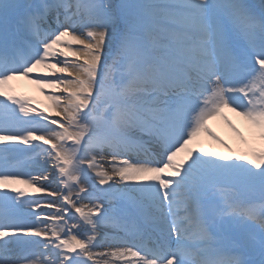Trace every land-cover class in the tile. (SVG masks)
<instances>
[{
    "label": "snow or ice",
    "instance_id": "6c2138e0",
    "mask_svg": "<svg viewBox=\"0 0 264 264\" xmlns=\"http://www.w3.org/2000/svg\"><path fill=\"white\" fill-rule=\"evenodd\" d=\"M225 109L264 142V0H0V264H264Z\"/></svg>",
    "mask_w": 264,
    "mask_h": 264
},
{
    "label": "rangeland",
    "instance_id": "374dc122",
    "mask_svg": "<svg viewBox=\"0 0 264 264\" xmlns=\"http://www.w3.org/2000/svg\"><path fill=\"white\" fill-rule=\"evenodd\" d=\"M12 87L13 89L18 92V91H26V92H32V89H33V92L36 94L35 96L34 95H29L28 93H26V95L24 96H30L33 98V100L41 107H48L50 102L48 103H45L43 104V98H45V95L47 94L45 92V94H42L40 91H39V88L37 85L33 84V83H30L28 80H25V81H22L21 79L20 80H17V81H13L12 82ZM38 94V95H37ZM46 102V101H45ZM236 121L238 122V118H236ZM244 121V120H243ZM242 124L238 122V126H241ZM219 132V131H217ZM217 134V133H216ZM235 134L236 132H233L232 129H226L224 130L221 134H217L219 137H225V136H228V139H231V138H234L235 137ZM226 138V137H225ZM206 140V143L208 146L211 147V150H213V146H221L220 144L216 143L215 141L211 140L210 138L206 137L205 139H203V141ZM243 141H246L245 139H242ZM249 140L251 142H254L256 144L257 147H260L262 145H264V142H261L259 141L258 139H256L255 141H253V137H250ZM245 143V142H244ZM246 144V143H245ZM209 149V148H208ZM217 150V149H216ZM231 156H235V155H232Z\"/></svg>",
    "mask_w": 264,
    "mask_h": 264
},
{
    "label": "bare ground",
    "instance_id": "6f19581e",
    "mask_svg": "<svg viewBox=\"0 0 264 264\" xmlns=\"http://www.w3.org/2000/svg\"><path fill=\"white\" fill-rule=\"evenodd\" d=\"M22 81H25L24 79H21ZM48 91H51V90H45V92L47 93ZM22 94H24V95H26V93H28L29 95H36L34 92H33V89H32V92H26V91H23L22 90V92H21ZM38 95V94H37ZM44 100H43V104H45V103H48L49 101L48 100H46L45 98H43ZM46 101V102H45ZM224 116H227V118L232 122V124L233 125H235V127L236 128H238L239 129V131H242L243 132V134H244V136H245V140L247 141V142H251L250 140H249V138L250 137H252V134H251V132H250V130H249V127L247 126V124H246V122L245 121H243V119L241 118V117H239V120H238V122L239 123H241L242 125L241 126H238V123L236 124V123H234V121H233V118L235 117V118H238V115H236V113H233V112H231V111H229V110H227V109H225L224 110ZM222 124H219V123H217V125H216V127L219 125V126H221V127H225V126H227V127H225V128H228V129H231L229 126H228V124L224 121V119L222 118ZM211 125H212V122L211 121H209V127H211ZM225 125V126H224ZM226 137V138H225ZM225 137H223V139H224V141L229 145V148H225V147H223L222 145L221 146H213V148L216 150L217 149V152H219V153H222V154H224V152L223 151H225V150H230V149H234V148H237V146L240 144V143H246V141H243V140H241V138H242V136L241 135H237V133L235 134V137L234 138H231V139H228V136H225ZM254 143V142H253ZM246 146H247V148H248V143H246ZM254 146L255 147H257L256 146V144L254 143ZM223 148V149H222ZM258 148V147H257Z\"/></svg>",
    "mask_w": 264,
    "mask_h": 264
}]
</instances>
